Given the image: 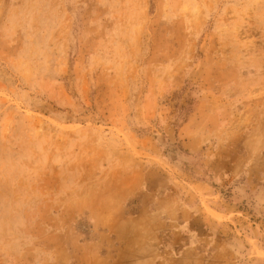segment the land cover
<instances>
[{"label":"rangeland","instance_id":"374dc122","mask_svg":"<svg viewBox=\"0 0 264 264\" xmlns=\"http://www.w3.org/2000/svg\"><path fill=\"white\" fill-rule=\"evenodd\" d=\"M0 264H264V0H0Z\"/></svg>","mask_w":264,"mask_h":264}]
</instances>
